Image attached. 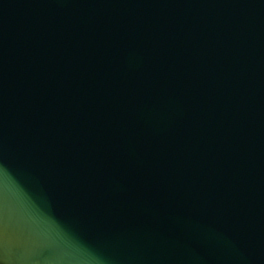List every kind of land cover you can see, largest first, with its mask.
<instances>
[{
	"label": "water",
	"instance_id": "water-1",
	"mask_svg": "<svg viewBox=\"0 0 264 264\" xmlns=\"http://www.w3.org/2000/svg\"><path fill=\"white\" fill-rule=\"evenodd\" d=\"M0 264H264V0H0Z\"/></svg>",
	"mask_w": 264,
	"mask_h": 264
}]
</instances>
